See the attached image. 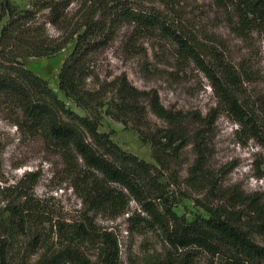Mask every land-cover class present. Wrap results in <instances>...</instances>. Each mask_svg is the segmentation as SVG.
I'll use <instances>...</instances> for the list:
<instances>
[{
    "label": "trees",
    "instance_id": "1",
    "mask_svg": "<svg viewBox=\"0 0 264 264\" xmlns=\"http://www.w3.org/2000/svg\"><path fill=\"white\" fill-rule=\"evenodd\" d=\"M77 1L33 0L28 9L0 0V108L12 111L17 129L39 136L47 149L61 156L65 173L87 205L78 221L57 223L54 245L38 229L46 219L30 199L38 177L25 174L17 184L23 190V204L0 206V264H21L12 257L21 236L27 238L33 254L42 250L33 263L24 264H117V240L98 226L95 216L103 212L117 216L125 212L130 199L144 213L136 224L158 229L170 248L182 252L178 258L168 256L165 264H194L198 251L217 257L221 264H264V194L223 187L214 177L208 164L213 111L201 115L169 109L155 89H139L124 74L100 81L91 63L124 25L132 28L127 50L134 49L140 36L168 40L179 57L199 66L219 107L264 149V95H249L242 86L251 80V68L246 63L235 65L224 52L207 48L188 30L195 28L194 23H176L162 9L137 0H82L71 14ZM141 1L157 2L170 11L181 0ZM212 1L225 10L237 36L264 34V0ZM43 10L46 13L37 15ZM46 24L57 27L60 34L49 35ZM70 42L73 47L60 67L58 88L85 112L82 115L21 61L25 56H53ZM92 77L97 87H89ZM149 112L162 121V127L147 125ZM102 114L130 125L150 146L155 163L127 152L108 132L100 131ZM187 145H192L195 159L186 184L206 193V201L199 202L206 215L190 218L175 212L160 177V168ZM1 150L0 143V161ZM91 247L98 249L97 254L86 251Z\"/></svg>",
    "mask_w": 264,
    "mask_h": 264
},
{
    "label": "rangeland",
    "instance_id": "2",
    "mask_svg": "<svg viewBox=\"0 0 264 264\" xmlns=\"http://www.w3.org/2000/svg\"><path fill=\"white\" fill-rule=\"evenodd\" d=\"M33 0H12L20 8L32 9ZM82 0L72 5L71 14L80 6ZM142 5L162 9L170 20L194 23L195 28L188 29L197 36L207 48L217 53L224 52L227 59L235 65L246 63L251 68V80L243 82L247 94L264 95V34L253 32L246 38L233 33L225 10L212 0H181L174 10H168L157 2H143ZM46 13L40 11L37 15ZM4 22V18L1 24ZM49 35L57 37V27L46 24ZM132 31L126 25L119 29L116 37L99 52L91 67L100 81H109L124 74L131 84L139 89H155L160 102L172 110L195 112L207 115L215 114L210 133L209 168L223 187L242 188L247 192L259 191L264 194V149L253 139L247 138L232 117L219 107L217 98L205 73L194 62L183 60L176 53L170 41L157 37L140 36L133 50H127L128 37ZM73 42L53 56H25L21 59L24 66L45 79L56 95L65 100L78 114L85 112L66 99L58 88V73L63 60L70 53ZM94 78L88 80L89 87H97ZM11 110L0 108V206L7 203L23 204V190L19 181L28 173L37 175L31 192V198L37 203L42 217L46 219L38 227L48 238V242H58L56 229L58 222H75L86 212L82 196L73 179L65 173V163L44 145L39 136H30L16 128L12 122ZM148 124L152 128L162 127V121L150 112ZM98 129L108 132L112 140L127 152L137 155L150 163L151 148L142 143L136 131L130 126L102 114ZM192 145L182 148L178 156L169 159L164 168H160L162 187L175 203L178 215L190 218L193 215H206L199 202L206 201L205 192L194 191L186 184L188 168L194 162ZM198 203V204H197ZM144 216L139 204L130 199L125 212L110 216L107 212L98 213L95 221L102 229L110 231L118 243L119 258L117 264H165L168 256L177 258L181 251L170 248L161 232L136 219ZM27 238H18L14 252V263H33L42 250L33 254L34 249L26 244ZM89 254H97L98 249H86ZM91 257H94L93 255ZM194 264H221L217 257H211L198 251Z\"/></svg>",
    "mask_w": 264,
    "mask_h": 264
}]
</instances>
